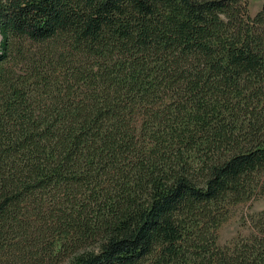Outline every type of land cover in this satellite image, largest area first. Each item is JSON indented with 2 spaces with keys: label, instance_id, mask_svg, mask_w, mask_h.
Returning <instances> with one entry per match:
<instances>
[{
  "label": "trees",
  "instance_id": "trees-1",
  "mask_svg": "<svg viewBox=\"0 0 264 264\" xmlns=\"http://www.w3.org/2000/svg\"><path fill=\"white\" fill-rule=\"evenodd\" d=\"M0 37V258L264 264V210L215 243L264 169V0H0Z\"/></svg>",
  "mask_w": 264,
  "mask_h": 264
},
{
  "label": "rangeland",
  "instance_id": "rangeland-1",
  "mask_svg": "<svg viewBox=\"0 0 264 264\" xmlns=\"http://www.w3.org/2000/svg\"><path fill=\"white\" fill-rule=\"evenodd\" d=\"M262 1L246 0L248 12L253 14L259 8ZM11 62L14 63V60H11ZM8 65H10V61H8ZM11 66L13 68L18 67L17 64L16 66L11 64ZM258 180L259 183L254 190L255 194L253 196L244 202L229 206L226 218L215 229V243L217 245L222 246L229 243L238 235L247 234L250 229V219L258 211L264 210V169L258 174ZM18 255L19 253L13 254L14 257L0 258V264H35L33 258H28L25 262ZM65 261L66 257H63L59 263L64 264Z\"/></svg>",
  "mask_w": 264,
  "mask_h": 264
}]
</instances>
